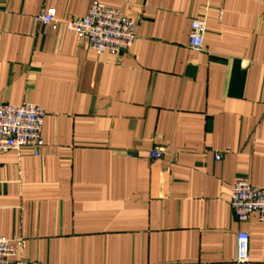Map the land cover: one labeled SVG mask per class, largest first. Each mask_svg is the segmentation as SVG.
Returning <instances> with one entry per match:
<instances>
[{
  "label": "crops",
  "instance_id": "crops-1",
  "mask_svg": "<svg viewBox=\"0 0 264 264\" xmlns=\"http://www.w3.org/2000/svg\"><path fill=\"white\" fill-rule=\"evenodd\" d=\"M95 2L134 22L127 52L35 21ZM0 103L45 111L38 156L0 153V236L28 264H241L239 232L264 264V224L230 206L264 187V0H0Z\"/></svg>",
  "mask_w": 264,
  "mask_h": 264
},
{
  "label": "built area",
  "instance_id": "built-area-1",
  "mask_svg": "<svg viewBox=\"0 0 264 264\" xmlns=\"http://www.w3.org/2000/svg\"><path fill=\"white\" fill-rule=\"evenodd\" d=\"M35 21L38 24L51 25L54 30L64 24L78 38L86 40L88 47L99 54L110 53L119 56L133 46L136 38L132 19L121 11L99 2H95L83 17L61 20L53 9L41 10ZM205 32L204 18L191 23L189 46L192 49L204 50ZM44 121L45 111L40 106L31 103L19 106L0 103V153L10 150L20 152L29 148L33 155L38 156L44 145ZM163 155V148H154L148 153L152 160H158ZM230 206L239 222H245L251 214L257 213L259 220L264 224V187L253 186L245 179L238 180L231 191ZM236 241L237 262H249V233H237ZM22 246L21 240L12 241L0 236V264H28L19 257Z\"/></svg>",
  "mask_w": 264,
  "mask_h": 264
}]
</instances>
